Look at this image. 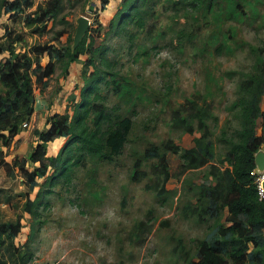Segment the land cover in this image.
<instances>
[{"label": "rangeland", "instance_id": "obj_1", "mask_svg": "<svg viewBox=\"0 0 264 264\" xmlns=\"http://www.w3.org/2000/svg\"><path fill=\"white\" fill-rule=\"evenodd\" d=\"M33 1L31 8L12 14L3 12L0 0V43L5 31H13L25 38L23 46H16L21 51L50 41L64 45L68 39L70 45L77 17L87 16V42L92 41V49L103 47L109 66L95 61L115 74L101 73L98 101L112 118L130 117L132 128L120 155L112 161L86 155L70 180L44 186L41 176L31 187L18 170L9 174L8 166L28 159L34 130L45 129L49 113L71 109L79 98L87 78L85 56L71 64L68 78L56 61L46 84H33L28 127L0 157L5 162L0 163V222L20 218L24 225L18 246L8 239L0 247L2 257L8 264H187L197 259L199 242L219 238V228L229 223L226 209L217 218L203 213L205 191L214 186V173L228 165L226 139L239 125L233 103L241 82L264 62V0H149L142 26L132 22L116 32L100 13L91 12L93 0H64L41 34L22 21L43 0ZM105 9L109 12L108 4ZM112 77L115 83L105 82ZM261 127L259 119L257 132ZM201 136L211 153L202 166H188L166 148L168 143L191 148ZM65 139L56 146L49 142L47 155H54ZM152 149L159 157L150 154ZM135 170L141 176L137 181L132 180ZM38 188L51 192L44 193L37 215L31 216L26 204L38 201Z\"/></svg>", "mask_w": 264, "mask_h": 264}, {"label": "trees", "instance_id": "obj_2", "mask_svg": "<svg viewBox=\"0 0 264 264\" xmlns=\"http://www.w3.org/2000/svg\"><path fill=\"white\" fill-rule=\"evenodd\" d=\"M64 0H43L37 7L23 15L24 26L32 33H45L49 17H55L63 8ZM149 0H96L91 1L92 13H100L107 21L110 30H125L135 22L144 24L146 6ZM110 3V4H109ZM109 5V12L105 9ZM34 5L33 0H2L3 12L17 14ZM90 27L79 44L73 49L72 44L58 45L54 42L31 45L27 50L17 49L23 46L25 38L13 31H5L4 41L0 43V157L4 147L22 132V124L28 123L34 113V86L45 85L54 75L56 61L62 63L64 78L71 72V64L85 56L87 67L86 79H82L79 98H72L74 105L64 112H51L46 118L44 130H34L35 145L28 159L21 163H12L9 174L18 170L24 181L31 187L37 179L44 176V186H53L59 179L70 180L74 167L78 166L84 156L96 155L104 161H112L122 153L132 128L128 116L115 115L112 118L105 107L98 101L101 98L97 82L105 72L115 76L111 71L98 67L96 57L105 61L103 47L92 49V41L87 42ZM90 55L87 56V53ZM47 60L42 63L41 57ZM106 83L115 79H105ZM119 88L118 85H116ZM114 86V87H116ZM241 94L233 105L239 110V125L226 139L228 145L225 153L227 166L214 173L216 182L205 191L206 201L203 213L211 218L220 216L224 209L228 213L229 223L218 230L219 238L201 241L197 246V259L187 264H264V196L260 194L258 178L261 176L254 162L255 153L264 145V110L260 107L264 96V62L256 64L248 76L241 82ZM261 121V131L257 132V122ZM192 132V127H187ZM66 137L54 155H47L48 143L58 144ZM204 137L195 138L191 148H179L168 143L167 149L179 154L188 166L198 167L207 163L211 157L210 143ZM159 157L156 149L150 152ZM0 159L2 164L4 161ZM160 161L165 167L164 178L168 177L165 166V154ZM5 164V162H4ZM30 166H33L30 169ZM136 168L139 164L136 163ZM7 167V166H6ZM141 178L135 170L132 180ZM37 189L38 201H30L25 211L31 216L37 215L35 206L42 202L44 193ZM22 219L0 222V247L10 239L16 243L22 228ZM28 236L26 237V239ZM29 257V255H28ZM0 264H8L0 253Z\"/></svg>", "mask_w": 264, "mask_h": 264}, {"label": "water", "instance_id": "obj_3", "mask_svg": "<svg viewBox=\"0 0 264 264\" xmlns=\"http://www.w3.org/2000/svg\"><path fill=\"white\" fill-rule=\"evenodd\" d=\"M76 27L72 37V48L74 49L83 36L85 35L89 27V18L85 15H80L76 19ZM254 162L258 172H264V150L259 149L254 155ZM261 189L264 192V179L261 181Z\"/></svg>", "mask_w": 264, "mask_h": 264}, {"label": "built area", "instance_id": "obj_4", "mask_svg": "<svg viewBox=\"0 0 264 264\" xmlns=\"http://www.w3.org/2000/svg\"><path fill=\"white\" fill-rule=\"evenodd\" d=\"M28 124H29V122L28 123H23L22 124V127H28ZM258 171V170H257ZM260 173V175H261V172H259ZM264 173V172H263ZM260 178H261V176L258 178V183H259V189H260V194L262 195V196H264V192L262 191V189H261V181H260Z\"/></svg>", "mask_w": 264, "mask_h": 264}, {"label": "bare ground", "instance_id": "obj_5", "mask_svg": "<svg viewBox=\"0 0 264 264\" xmlns=\"http://www.w3.org/2000/svg\"><path fill=\"white\" fill-rule=\"evenodd\" d=\"M264 179V173L261 172V178H260V181H262Z\"/></svg>", "mask_w": 264, "mask_h": 264}, {"label": "crops", "instance_id": "obj_6", "mask_svg": "<svg viewBox=\"0 0 264 264\" xmlns=\"http://www.w3.org/2000/svg\"><path fill=\"white\" fill-rule=\"evenodd\" d=\"M262 109V108H261ZM262 110H264V109H262Z\"/></svg>", "mask_w": 264, "mask_h": 264}]
</instances>
